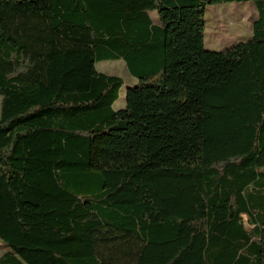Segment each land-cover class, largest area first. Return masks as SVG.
Instances as JSON below:
<instances>
[{"label":"trees","instance_id":"1","mask_svg":"<svg viewBox=\"0 0 264 264\" xmlns=\"http://www.w3.org/2000/svg\"><path fill=\"white\" fill-rule=\"evenodd\" d=\"M0 97V264H264V0H0Z\"/></svg>","mask_w":264,"mask_h":264},{"label":"rangeland","instance_id":"2","mask_svg":"<svg viewBox=\"0 0 264 264\" xmlns=\"http://www.w3.org/2000/svg\"><path fill=\"white\" fill-rule=\"evenodd\" d=\"M157 19V13H153ZM259 19V12L253 1L241 3H227L208 6L206 10L205 47L212 51H223L238 42L247 41L253 36V22ZM99 73L113 75L124 80L125 86L121 90L120 98L115 103V110L126 107V88L134 86L137 80L129 73L123 60L100 62L96 64ZM0 97V115H1ZM8 249L0 239V257Z\"/></svg>","mask_w":264,"mask_h":264}]
</instances>
